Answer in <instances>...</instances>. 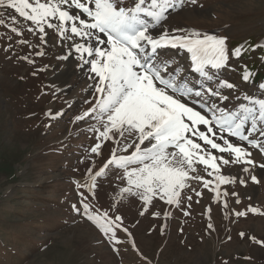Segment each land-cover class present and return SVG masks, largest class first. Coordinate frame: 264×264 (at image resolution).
Returning a JSON list of instances; mask_svg holds the SVG:
<instances>
[{"label":"rangeland","instance_id":"1","mask_svg":"<svg viewBox=\"0 0 264 264\" xmlns=\"http://www.w3.org/2000/svg\"><path fill=\"white\" fill-rule=\"evenodd\" d=\"M134 2L125 0L123 6ZM172 2L174 7L152 34L197 30L226 37L227 61L220 68L209 66V80L194 70L191 53L169 45L157 50L160 60L170 61L169 71L178 70L195 88L215 89L220 81L235 85L221 89L228 100L211 99L220 107L247 105L245 97L264 99V78L245 81L238 72L253 54L243 59L234 53L247 42L264 45V0ZM0 20V264H264V244L259 243L264 241V168L259 166L264 165V152L230 137L247 148L254 165L221 164L220 174L236 182L220 184L219 196L212 190L214 175L200 171L213 184L206 188L190 180L179 206L159 198L150 204L135 196L121 199L118 194L126 181L121 179L123 170L113 166L97 177L92 195L80 187L88 182L89 169L91 174L99 171L114 150L127 153L123 142L98 139L102 128L94 114L76 119L95 104L99 82L90 65L81 66L72 47L79 38L63 40L52 29L41 38L12 9L0 8ZM90 43L107 47L95 39ZM256 61L264 64V58ZM253 135L264 141L258 133ZM97 143L101 148L93 153ZM253 175L259 183L251 181ZM80 193L92 211L123 218L116 234L119 243L82 214ZM250 207L259 211H248Z\"/></svg>","mask_w":264,"mask_h":264},{"label":"snow or ice","instance_id":"2","mask_svg":"<svg viewBox=\"0 0 264 264\" xmlns=\"http://www.w3.org/2000/svg\"><path fill=\"white\" fill-rule=\"evenodd\" d=\"M184 2L180 0L181 5ZM190 2L195 4L196 0ZM124 3L125 0H0V8L14 10L31 23L28 30L38 31L41 38L47 35L46 29H52L63 40L79 38L72 47L79 54L81 66L90 65V71L98 78L95 104L76 119L94 114L102 128L98 139L123 142L122 151L127 154L118 155L114 150L99 171L91 174L89 169L88 182L80 187L95 195L97 177L113 166L123 170L121 179L126 181L118 194L121 199L135 196L150 204L159 198L179 206L181 192L190 187V180L203 182L206 188L213 184L200 171L214 175L213 191L220 184L235 183V177L220 174L221 164L254 165V161L248 159L251 153L247 148L233 143L230 137L264 152V141L253 135L264 137V99L245 97L248 104L235 109L210 103L213 97L228 100L221 89H234L235 85L220 81L215 89L190 86L178 70L169 71L170 61L160 60L157 52L169 45L185 48L191 53L194 70L211 80L209 66L220 68L227 61V38L202 35L197 30L185 35L163 32L154 36L152 30L167 18V10L174 7L172 0H135L131 7L123 6ZM11 18L16 20V16ZM93 39L107 47L91 44ZM241 51L242 46L234 49L237 56ZM250 77L251 73L245 70L243 80ZM260 87L264 89V84ZM100 148L101 144L97 143L92 152L99 153ZM244 171L249 169L246 167ZM250 179L259 183L254 175ZM239 182L246 183L243 179ZM80 195L82 214L110 240H116L123 218L113 217L106 210L92 211L85 202L87 197ZM73 208L81 212L75 205ZM248 211L259 210L250 207ZM123 231L128 230L123 228Z\"/></svg>","mask_w":264,"mask_h":264},{"label":"trees","instance_id":"3","mask_svg":"<svg viewBox=\"0 0 264 264\" xmlns=\"http://www.w3.org/2000/svg\"><path fill=\"white\" fill-rule=\"evenodd\" d=\"M242 46L241 54L238 57H243V59H247L249 57V54H253V59H251L248 63L246 68H243L241 74L243 75L245 70L249 71L251 73V77L253 78V82H257L260 79L264 78V64H261L262 62L256 61L255 58L259 57L264 58V45H256L252 44V46L247 42L244 45H239L238 47ZM259 52V53H256ZM256 54V56H255Z\"/></svg>","mask_w":264,"mask_h":264}]
</instances>
